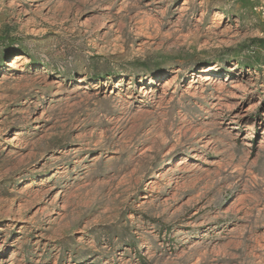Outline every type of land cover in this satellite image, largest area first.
<instances>
[{"label": "rangeland", "instance_id": "rangeland-1", "mask_svg": "<svg viewBox=\"0 0 264 264\" xmlns=\"http://www.w3.org/2000/svg\"><path fill=\"white\" fill-rule=\"evenodd\" d=\"M0 264H264V0H0Z\"/></svg>", "mask_w": 264, "mask_h": 264}, {"label": "bare ground", "instance_id": "bare-ground-1", "mask_svg": "<svg viewBox=\"0 0 264 264\" xmlns=\"http://www.w3.org/2000/svg\"><path fill=\"white\" fill-rule=\"evenodd\" d=\"M15 63V61H13V64ZM202 79V78H201ZM203 80V79H202ZM205 80H207V79H205ZM172 81V80H171ZM170 82V81H169Z\"/></svg>", "mask_w": 264, "mask_h": 264}]
</instances>
